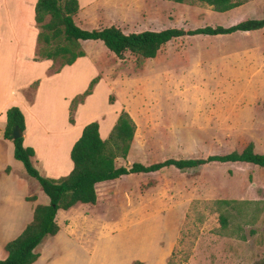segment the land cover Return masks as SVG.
Wrapping results in <instances>:
<instances>
[{
    "label": "rangeland",
    "instance_id": "obj_1",
    "mask_svg": "<svg viewBox=\"0 0 264 264\" xmlns=\"http://www.w3.org/2000/svg\"><path fill=\"white\" fill-rule=\"evenodd\" d=\"M250 19H264V0H249L227 13L168 0H99L76 23L85 30L116 26L130 34L230 27ZM81 46L97 71L92 80L104 83L97 105L105 115L103 128L121 107L137 126L128 158L117 159V166L226 155L250 143L264 154V29L174 40L154 59L131 53L119 59L102 42ZM89 68L75 70L70 84L52 90L36 110L54 134L63 128L62 118L59 129L54 125L61 102L66 107L64 97L83 86ZM30 88L29 99L35 95ZM97 194L95 205L72 215L74 248L67 264H260L264 257V168L243 163L186 172L166 168L104 183ZM219 201L234 203L219 208ZM60 222L70 221L60 216Z\"/></svg>",
    "mask_w": 264,
    "mask_h": 264
},
{
    "label": "trees",
    "instance_id": "obj_2",
    "mask_svg": "<svg viewBox=\"0 0 264 264\" xmlns=\"http://www.w3.org/2000/svg\"><path fill=\"white\" fill-rule=\"evenodd\" d=\"M176 4H197L211 7L218 13H227L245 5L249 0H168ZM80 11L79 0H38L35 8V21L39 29L38 46L35 61L51 60L54 62L50 74L61 72L66 66L73 65L78 59L86 56L82 43L86 41L102 42L117 58L123 59L127 53L142 59H154L159 51L168 43L198 36L218 37L231 36L236 33H251L264 29V19H250L230 27H204L195 30L171 28L163 31H144L126 34L116 26L101 29L85 30L77 25L75 17ZM99 77L93 79L89 88L74 98L70 108V122L74 123V115L80 104L93 94ZM39 86L36 82L31 86L34 94ZM34 97V95H33ZM33 97L28 100L33 102ZM112 103V97L110 99ZM7 125L0 137L11 141L14 145V158L25 168L27 175L36 180L49 205H38L34 211V219L21 236L10 241L5 249L8 257L0 264H34L40 254L38 247L49 237L56 236L60 227L57 216L60 211H68L78 204L95 205L97 203V185L112 182L123 177L139 174L156 173L166 168L180 171L200 169L210 164L243 163L264 168V154L255 151L250 143L242 151L226 155H213L197 159H167L150 165L133 163L131 166H117V159L128 158L134 141L137 126L131 115L123 110L108 139L100 135V124H88L81 138L71 151L73 171L59 179L43 177L33 165L35 151L24 146L26 131L25 117L18 107L10 108L7 113ZM18 127L22 137L15 139V128ZM10 168L7 169V173ZM35 201L36 197L27 198ZM232 201H219V208L229 207ZM223 228L228 225V218L220 216ZM134 264H142L136 261ZM260 264H264V257Z\"/></svg>",
    "mask_w": 264,
    "mask_h": 264
},
{
    "label": "crops",
    "instance_id": "obj_3",
    "mask_svg": "<svg viewBox=\"0 0 264 264\" xmlns=\"http://www.w3.org/2000/svg\"><path fill=\"white\" fill-rule=\"evenodd\" d=\"M98 1L79 0L80 11L75 17V21H78L85 9ZM37 2L38 0H0V133L7 125V111L12 107H18L22 111L26 123L24 146L35 151L33 165L43 177L59 179L69 175L74 169L71 151L81 138L84 128L88 124L98 121L101 138L108 139L123 108L118 109L119 114H115L108 129H104L103 117L105 115L98 114L97 111L100 90L104 84L101 82L93 94L78 106L74 115L75 122L73 124L70 122L72 101L86 91L92 78L97 75V71L88 56L78 59L73 65L66 66L57 74H49L54 65L53 61L34 60L39 35L35 21ZM88 68V73L85 72L87 80L84 81L83 86L77 90L73 89L71 94L64 97L63 101L66 107L63 108L64 103L61 102L62 113L59 110L58 115L54 118V123H56L54 125L59 129L62 118L63 128L61 127V131L56 128L54 134L51 129L45 128V124L40 121L36 110H41L42 105L45 106V101L48 100L52 90L60 88V85L70 84L69 79L74 78L73 74L76 76L75 70L83 71ZM37 80L40 81V84L33 102H30L25 92ZM106 92V96L109 95V92ZM104 100L106 101V97ZM54 104L55 107L57 104L59 108L57 102ZM109 106L114 108L112 105ZM53 116L51 114V117ZM8 168H10L9 173H7ZM102 184L104 183L99 185ZM30 197H36V200H27ZM38 205H49L48 197H44V193L42 189H39L37 183H34L15 164L13 143L0 137V261L8 257L5 246L21 236L27 226L32 223L34 211ZM86 206L92 205L78 204L68 211L59 212L57 223L60 231L38 247L37 252L40 257L34 264H67L68 251L74 248L69 235L70 227L75 219L72 215ZM60 216H66L70 222L61 223Z\"/></svg>",
    "mask_w": 264,
    "mask_h": 264
},
{
    "label": "water",
    "instance_id": "obj_4",
    "mask_svg": "<svg viewBox=\"0 0 264 264\" xmlns=\"http://www.w3.org/2000/svg\"><path fill=\"white\" fill-rule=\"evenodd\" d=\"M13 136H14L15 139H18V138L22 137V133H21V131L19 130L18 127L15 128Z\"/></svg>",
    "mask_w": 264,
    "mask_h": 264
}]
</instances>
